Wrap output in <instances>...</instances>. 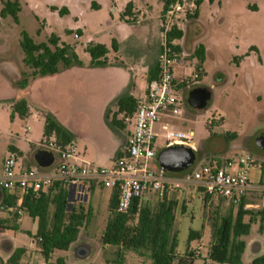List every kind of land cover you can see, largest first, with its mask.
<instances>
[{
    "label": "rangeland",
    "instance_id": "rangeland-1",
    "mask_svg": "<svg viewBox=\"0 0 264 264\" xmlns=\"http://www.w3.org/2000/svg\"><path fill=\"white\" fill-rule=\"evenodd\" d=\"M192 1L187 0L186 9ZM6 2L20 4L18 22L13 16L2 18ZM97 3L98 10L92 8V0H0V165L3 154L10 145H16L23 152V164L26 167L44 149L43 133L36 130L29 134L26 123L15 112L12 97L17 93L39 91V98L49 101L52 98L50 92L53 91H96L98 83L89 68L90 56L85 52L86 47L92 43L109 49V65L103 68L118 67L125 72H128L127 68L131 67L134 60L150 55L160 46L162 48L161 28L157 34L150 32L145 35V31H150L152 26L157 27L156 22L159 20L161 24L164 0H98ZM131 3L134 5L133 16H128L127 19L135 20L136 23L126 24L122 21V16ZM196 20L189 17L182 21V28L190 34L188 47H191L192 36L198 34ZM201 20L206 34L200 44L209 51L204 63L206 76L203 77L201 68L198 74L204 78L203 85L195 78L199 63L193 60L194 53L178 66L177 77L187 78L177 82L179 87L176 96L180 100V113L166 114L155 125L157 153L166 145V134L179 133L195 146V167L213 159L238 161L244 155H254L260 158L258 162L264 164V150L258 146V140L264 134V0H204ZM78 32L82 33L80 39L76 38ZM119 32L128 37L122 44ZM23 33H27L37 44L49 43L56 36L61 44L74 46L84 68L74 69L58 79L31 81L27 89H19L17 84L26 72L21 48ZM114 41L118 48L121 44L119 53L113 50ZM188 69L194 72L192 76ZM196 82L200 84H195ZM137 83L141 85L143 82L138 78ZM182 83H186L185 88H180ZM199 87L212 88V100L203 110H196L189 103V94ZM45 91L47 93L43 96ZM65 99L63 97L60 100L56 96L52 100L63 102ZM119 119L122 120V115ZM130 130L131 127L127 126L120 133L128 137ZM233 136L236 138H232ZM86 148L89 153L85 158L91 164L111 166L112 163H101L98 160L97 150L91 142L80 140L78 152L84 154ZM110 168L112 167H105ZM95 189L100 191L99 195L90 189L88 201L75 203L76 208L82 207L85 213L92 209V216L82 229V236L84 235L88 245L83 249L91 252V257L79 264H151L148 258L129 252L118 258L117 248L103 250L101 237L111 214L109 200L104 196L105 189L97 183ZM261 200L260 194H254L250 201L260 203ZM237 209L238 206L230 203L227 211L223 212L216 203L209 204L204 196L199 195L195 197L192 207L183 205L176 212L175 225L179 258L192 254L194 264H205L212 245L214 219H221L231 210ZM36 225L33 219L25 217V229L35 233ZM262 225L264 227V223ZM191 231L198 233L199 238L188 245ZM18 242L28 246L31 237L20 234ZM253 243L251 255L245 254L243 264L251 262L255 245H260V241ZM66 255L65 252H57L53 262L65 260ZM78 255L79 252L75 250L71 264L80 261ZM263 255L264 236L257 256Z\"/></svg>",
    "mask_w": 264,
    "mask_h": 264
},
{
    "label": "trees",
    "instance_id": "trees-1",
    "mask_svg": "<svg viewBox=\"0 0 264 264\" xmlns=\"http://www.w3.org/2000/svg\"><path fill=\"white\" fill-rule=\"evenodd\" d=\"M214 0H211L213 2ZM98 0H92V8L99 9ZM177 0H164L162 15L169 6ZM202 0H196L197 11L193 19L198 18L199 8ZM134 5L131 3L126 7V12L122 16V21L127 24L136 23L135 20L127 19L133 16ZM21 6L18 2L4 3L2 18L13 16L18 22V13ZM82 36L81 32L76 34ZM184 38V32L176 28L169 33L168 42L181 41ZM21 48L24 55V67L26 72L22 74L23 79L17 84L21 90L27 89L31 81L44 78H51L61 75L75 68H84V63L79 59L75 52V47L61 44L60 39L53 36L49 43L37 44L27 33L22 34ZM174 51L179 55L183 54L182 48L176 44ZM113 50L118 52L116 42L113 43ZM162 51V48H161ZM255 51V50H253ZM85 52L90 56V69L103 68L109 65L107 55L108 47L101 44H89ZM256 52V51H255ZM193 60H197L199 66L197 73L201 70L206 58V49L200 45L193 54ZM159 62L150 67L147 75V82L151 83L158 79ZM186 83H182L180 88H185ZM139 100L131 94V90L122 95L116 102V112L107 111L108 127L113 132H121L126 129L122 116H134L137 110ZM15 112L20 118L25 119L29 115V106L26 100L22 99L15 102ZM55 136L57 145L61 149H66L75 142L74 134L66 128L58 118L51 112L45 113L44 138L48 139ZM232 138H236L233 136ZM10 150L17 151L13 147ZM118 155V157H120ZM95 182L91 185L94 190ZM6 200L1 209H17L15 197L6 196ZM119 194L113 191L109 210L110 218L101 237V244L105 248H117L118 258H122L123 253L129 252L140 257H146L151 264H194L193 255H185L179 258L178 255V232L175 231L176 208L175 201L165 200L156 204L140 205L138 199L133 201V205L128 216L120 215L116 212L118 206ZM206 200H208L206 198ZM6 204V205H4ZM246 198L238 206L236 215L231 212L229 215L214 219L212 224V245L209 252V263L205 264H243V257L247 250V241L244 237L250 235L251 228L257 220H260V230L264 231V211L246 210ZM21 209L33 220L38 222V231L35 236L41 254L46 262H49L56 251L68 252L75 244L81 233L92 216V209L88 213L76 204L71 207L69 203V192L60 184L47 193L35 195L29 193L25 196ZM249 217L248 223L245 219ZM19 215L14 213V220L17 221ZM12 229L18 231L17 225L9 227L8 222L0 219V229ZM199 234L191 231L189 234L188 245H191ZM25 254L24 249H17L14 254L5 263L0 259V264H20ZM56 264H64L63 260H58ZM250 264H264V255L254 259Z\"/></svg>",
    "mask_w": 264,
    "mask_h": 264
},
{
    "label": "built area",
    "instance_id": "built-area-1",
    "mask_svg": "<svg viewBox=\"0 0 264 264\" xmlns=\"http://www.w3.org/2000/svg\"><path fill=\"white\" fill-rule=\"evenodd\" d=\"M192 1V0H191ZM187 0H177L171 4L161 18L162 51L159 58L158 79L148 83L144 99L140 100L134 116H122L126 126L132 127L125 151L118 157L112 168L105 169L91 165L81 166L76 161L74 143L66 149L57 145L55 136L44 139V148L57 154L59 165L48 174L26 167L18 152L10 150L4 160L0 177V189L11 193L17 201L19 217L26 213L21 209L24 198L29 193L40 195L54 189L57 184L73 191V205L88 201L93 182L119 194L116 212L130 214L133 201L140 205L156 204L165 200L177 203L176 212L185 205L192 207L196 196L207 198L209 204L226 200L239 206L251 191H257L264 200V180L254 184L251 173L261 171L262 165L252 156L245 155L238 161L213 159L198 167L193 166L182 173L164 172L158 167L155 125L166 114L180 113V100L176 96L179 84L175 80V68L182 57L170 44L168 35L175 28L182 30V21L196 15V0L186 9ZM76 38L79 37L76 35ZM195 84H200L196 82ZM192 132L190 135L192 136ZM166 145L173 147L188 145L184 135L166 134ZM160 166V165H159ZM237 167V172L230 169Z\"/></svg>",
    "mask_w": 264,
    "mask_h": 264
},
{
    "label": "crops",
    "instance_id": "crops-1",
    "mask_svg": "<svg viewBox=\"0 0 264 264\" xmlns=\"http://www.w3.org/2000/svg\"><path fill=\"white\" fill-rule=\"evenodd\" d=\"M202 1L203 3L199 8L198 18L196 20V26L199 30L197 31L198 34L197 35L194 34V36H192L191 38V43H190L191 47H188L187 45L189 41L188 36L190 34H188V32H185L184 29H182V31L184 32V38L181 41L177 42V44L182 48L183 51L182 62L180 64L184 63L185 58L195 52V50L201 45L200 41L203 39V37L206 34L205 33L206 30L201 20V8L204 4V0ZM143 16L145 17V15ZM137 23H139V21H137ZM140 25L143 26L142 23ZM156 25L157 27L154 28L152 26L150 31L147 32L145 31V35L146 34L148 35L150 32H153V34H157L158 32L160 33V20L156 22ZM143 29H145V27H143ZM81 37H79V39ZM119 39L122 44L123 41L125 42L128 40V37L122 32L121 33L119 32ZM121 44L119 45L118 53L120 52ZM160 54H161V46L150 55L142 56L139 57L137 60H134L131 67L127 68L128 72L127 71L125 72L123 71V69L118 67L91 69V71H93L94 77L96 78L95 81L98 83V85L96 86L97 88L96 91H53L50 92L52 93L51 94L52 98L49 101H44L43 98H39L40 97L38 94L39 91H36L37 93H35V91H20L19 93H17L16 96L12 97V100L14 102H17L19 100L24 99L28 103L29 115L22 120L26 123L29 134H33L34 131L39 130L43 133V141H44L45 113L51 112L58 118V120L66 128H68L74 134L75 136L74 146L76 150L75 155H76V161L79 165L81 166L91 165L99 168L112 167L116 157H118V155L120 154L122 155V153L125 151L128 142V137L130 135L132 127L128 134V137H124L120 132L111 131L107 123V117H106L107 111L110 110L112 112H116L117 109L114 105L115 102L122 95L127 93L129 90H131V94L135 99L140 101L145 98L147 92V86H148V82H147L148 71L150 67H152L157 62H159ZM208 54L209 51L208 49H206V56ZM116 60L117 59H115V61ZM180 64L177 65V67L175 68L176 82L184 81L185 79H187L185 78V76L177 77L176 75V70L178 69V66H180ZM73 71L74 69L51 78L58 79L60 76L64 77ZM188 71H189V75L192 76L194 72H192L191 69H188ZM202 75L203 77L206 76L205 64H203L202 66ZM203 77L201 78L197 73L195 78L198 79L202 84L204 79ZM138 78H140L141 81L143 82L141 85H138L137 83ZM202 88L208 89L212 95V91H211L212 88H208V87H202ZM46 93L47 92L45 91L43 96H45ZM56 96L59 97L60 100L63 97H65L66 99L65 101L63 100V102L62 101L54 102L52 99L53 97ZM82 139H86L88 142H91L92 145L95 146L98 154V160L101 163L102 162L112 163L110 164L111 166H102V165L96 166L94 164H91L89 160L85 158L87 153H89L88 148L85 149L86 152H84V154L79 153L78 152L79 142ZM190 146L192 148H195V146L191 143ZM10 147H13L14 149L17 150L16 152L19 153V155L22 158V161L25 160L23 156V152H21L19 147H17L14 144L10 145L7 148V150L4 152L1 160L0 177L2 176L4 160L8 152L10 151ZM40 153L51 154L54 159L53 164L49 167H43L37 160V157ZM252 157L255 158L257 161L260 159L254 155ZM227 160H231V159H227ZM59 163H60V159L58 158L57 154L49 152L44 148L43 150H40L36 154L33 161H30L29 168L36 169L41 174H48L52 172L57 167V165H59ZM259 163L263 167L262 170L261 171L254 170L251 173V181L254 184H257L259 181L264 180V164L263 162H259ZM230 171L237 172V167H233L232 169H230ZM92 191L96 195H99L100 193V191L95 188ZM104 191H105L104 196L107 197V199L110 201L113 191L108 189H105ZM254 194H260V193L257 191L249 192L248 196L246 197L247 204L245 205V209L264 211V200H261L260 203H252L250 201L251 197ZM6 196L14 197L11 193L7 191H2L0 189V208L2 207L5 201L9 202V200H6ZM215 203L217 204L219 210L223 212L227 211V205L230 204V202L226 200L216 201ZM95 206L96 205H94L93 207L95 208ZM231 212L235 216L237 210H231L229 214ZM14 213L15 212L11 210L10 207L0 210L1 220L8 222L9 227H13L17 225L19 228L18 231H13L10 228L0 229V235H1L0 259L6 263L17 249H24L25 254L22 257L20 264H40V262H44L43 264H56L57 262L56 263L53 262V259L56 256L57 252L60 251H56L52 255L49 262H46L41 254V250L39 248L37 240L35 239V236L38 231L37 220H34L37 223V225H36L35 233H33L25 229L23 226L25 217H29V216L25 214L23 217L21 218L19 217L17 221H15ZM176 221H177V217H176ZM248 221H249V217L245 219V223H248ZM82 231L83 230H81L78 241L71 246L68 252H65L67 254L65 260L60 259L64 261V264H71V262L73 261V255L75 250L79 252L78 256L80 259V261L75 262V264H79V262L84 263V261H88L89 258L91 257V252H87L85 251V249H83V248H87L88 245H87V241H85L84 239V235L82 236ZM20 234H27L31 237V243L28 246L19 244L18 236ZM263 236H264V231L260 230V222L257 220L251 228L250 235L244 237V239L247 241L248 244L246 253H248L249 255H251L250 248L252 244H254L253 242L260 241V245H255L256 247L254 249V254L252 256L251 262L254 259L258 258L257 254L261 250ZM108 249L109 248H105L103 250L106 251ZM205 262L209 263L208 259H206Z\"/></svg>",
    "mask_w": 264,
    "mask_h": 264
},
{
    "label": "water",
    "instance_id": "water-1",
    "mask_svg": "<svg viewBox=\"0 0 264 264\" xmlns=\"http://www.w3.org/2000/svg\"><path fill=\"white\" fill-rule=\"evenodd\" d=\"M212 99L211 92L206 88H196L189 94V103L196 110H203L208 107ZM258 146L264 150V134L258 140ZM37 160L43 167H49L54 159L49 153H40ZM196 161L195 150L188 145L168 147L158 154V162L161 169L168 173H182L193 167ZM74 192H69V203L73 207Z\"/></svg>",
    "mask_w": 264,
    "mask_h": 264
}]
</instances>
